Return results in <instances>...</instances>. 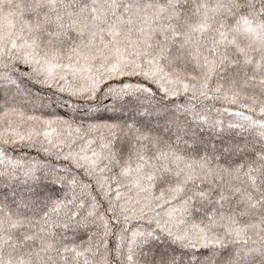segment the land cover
I'll use <instances>...</instances> for the list:
<instances>
[{
  "label": "trees",
  "instance_id": "16d2710c",
  "mask_svg": "<svg viewBox=\"0 0 264 264\" xmlns=\"http://www.w3.org/2000/svg\"><path fill=\"white\" fill-rule=\"evenodd\" d=\"M0 264H264V0H0Z\"/></svg>",
  "mask_w": 264,
  "mask_h": 264
}]
</instances>
